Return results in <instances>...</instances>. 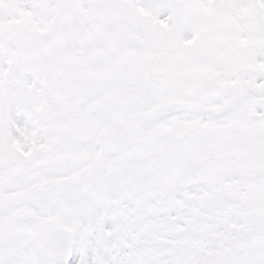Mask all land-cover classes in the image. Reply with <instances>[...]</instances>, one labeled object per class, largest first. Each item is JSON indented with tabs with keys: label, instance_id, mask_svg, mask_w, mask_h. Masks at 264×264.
<instances>
[{
	"label": "snow or ice",
	"instance_id": "obj_1",
	"mask_svg": "<svg viewBox=\"0 0 264 264\" xmlns=\"http://www.w3.org/2000/svg\"><path fill=\"white\" fill-rule=\"evenodd\" d=\"M0 264H264V0H0Z\"/></svg>",
	"mask_w": 264,
	"mask_h": 264
}]
</instances>
